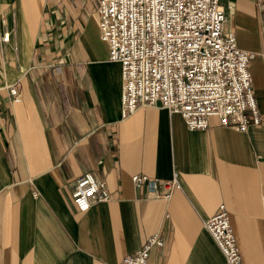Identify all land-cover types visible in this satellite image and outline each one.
Listing matches in <instances>:
<instances>
[{"label": "crops", "instance_id": "1", "mask_svg": "<svg viewBox=\"0 0 264 264\" xmlns=\"http://www.w3.org/2000/svg\"><path fill=\"white\" fill-rule=\"evenodd\" d=\"M222 3L238 45L257 53L263 123L247 131L217 117L192 130L155 105L124 116L99 0H0V264H119L155 234L147 264H228L204 224L221 204L244 264H264V0ZM86 172L111 199L83 212L73 189ZM176 172L170 199L133 181Z\"/></svg>", "mask_w": 264, "mask_h": 264}, {"label": "built area", "instance_id": "2", "mask_svg": "<svg viewBox=\"0 0 264 264\" xmlns=\"http://www.w3.org/2000/svg\"><path fill=\"white\" fill-rule=\"evenodd\" d=\"M222 2L99 0L100 37L109 46L110 60L121 64L124 116L155 105L181 114L192 130L207 129L211 117L239 131L263 123L249 69L257 53L238 45ZM7 88L18 96L16 85ZM133 181L163 199L181 189L177 172L168 180L135 174ZM73 198L85 212L111 194L105 182L86 172L76 180ZM204 224L227 263L244 264L227 206L221 204ZM162 244L158 234L152 235L119 264H147L153 248Z\"/></svg>", "mask_w": 264, "mask_h": 264}, {"label": "rangeland", "instance_id": "3", "mask_svg": "<svg viewBox=\"0 0 264 264\" xmlns=\"http://www.w3.org/2000/svg\"><path fill=\"white\" fill-rule=\"evenodd\" d=\"M6 35H8V37H9V40H8V41H10V37H11V36H10V33L7 32V33H5V34L2 36V39H1V41L4 42V43L8 42V41H4V37H5Z\"/></svg>", "mask_w": 264, "mask_h": 264}]
</instances>
